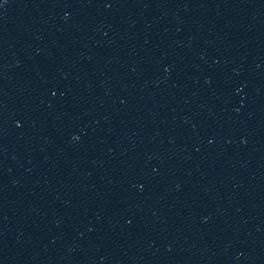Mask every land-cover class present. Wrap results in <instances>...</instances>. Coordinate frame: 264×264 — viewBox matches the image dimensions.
<instances>
[{"label": "water", "instance_id": "1", "mask_svg": "<svg viewBox=\"0 0 264 264\" xmlns=\"http://www.w3.org/2000/svg\"><path fill=\"white\" fill-rule=\"evenodd\" d=\"M0 57L264 199V0H0Z\"/></svg>", "mask_w": 264, "mask_h": 264}]
</instances>
